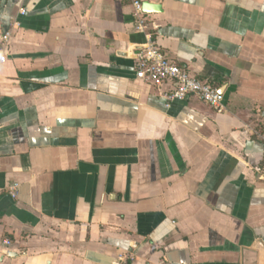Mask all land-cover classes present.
Here are the masks:
<instances>
[{
	"label": "crops",
	"instance_id": "1",
	"mask_svg": "<svg viewBox=\"0 0 264 264\" xmlns=\"http://www.w3.org/2000/svg\"><path fill=\"white\" fill-rule=\"evenodd\" d=\"M144 2L222 111L136 79L124 0H0V264H264V0Z\"/></svg>",
	"mask_w": 264,
	"mask_h": 264
},
{
	"label": "built area",
	"instance_id": "2",
	"mask_svg": "<svg viewBox=\"0 0 264 264\" xmlns=\"http://www.w3.org/2000/svg\"><path fill=\"white\" fill-rule=\"evenodd\" d=\"M124 1L133 8L136 29L146 35V43L134 56L136 79L157 88L165 83H171L173 91L163 95L168 103L196 98L211 108L222 111L225 98L221 90L198 79L187 68L167 58L153 34L149 33V18L143 9L144 0ZM4 9L5 7L0 4V67L10 59L13 30L20 27L17 20L12 21L8 26L3 23ZM25 13L24 9L20 10L21 15ZM8 194L16 199L18 186L10 187ZM2 195L3 191L0 190V197ZM6 244L8 245V242Z\"/></svg>",
	"mask_w": 264,
	"mask_h": 264
},
{
	"label": "water",
	"instance_id": "3",
	"mask_svg": "<svg viewBox=\"0 0 264 264\" xmlns=\"http://www.w3.org/2000/svg\"><path fill=\"white\" fill-rule=\"evenodd\" d=\"M143 9L146 14L160 13L162 12V6L152 4L150 2H144Z\"/></svg>",
	"mask_w": 264,
	"mask_h": 264
}]
</instances>
